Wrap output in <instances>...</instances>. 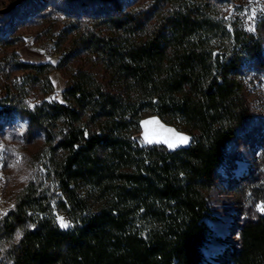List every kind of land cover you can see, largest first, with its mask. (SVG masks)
<instances>
[{"label": "trees", "instance_id": "1", "mask_svg": "<svg viewBox=\"0 0 264 264\" xmlns=\"http://www.w3.org/2000/svg\"><path fill=\"white\" fill-rule=\"evenodd\" d=\"M221 1L149 0L124 9V0H67V17L79 13L75 3L105 9L73 27V49L61 56L83 54L99 72L79 69L63 100L26 113L29 132L41 131L61 152L48 168L61 194L53 202L35 181L23 188L0 221L8 235L20 232L8 246L11 264L202 263L208 193L226 146L253 115L244 62L258 58L263 43L264 20L256 33L229 25ZM23 64L46 74L60 67ZM0 101L12 103L8 90ZM151 114L190 142L141 144L135 136ZM55 210L69 227H60ZM225 251L219 264H264V213L243 222Z\"/></svg>", "mask_w": 264, "mask_h": 264}, {"label": "rangeland", "instance_id": "2", "mask_svg": "<svg viewBox=\"0 0 264 264\" xmlns=\"http://www.w3.org/2000/svg\"><path fill=\"white\" fill-rule=\"evenodd\" d=\"M149 0H124V9L144 5ZM11 0H0V8ZM75 15L65 14L67 0H24L11 11L0 15V95L10 92L12 103L0 101V221L14 207L23 188L30 182L39 184L53 202L60 197L54 175L49 173L51 160L60 156L45 135L28 130L29 109L43 100H63V90L73 74L81 68H98L83 54L66 55L73 49V27L94 21L104 7L98 2L75 3ZM219 14L229 25L256 33L264 20V0H223ZM68 10V9H67ZM254 13V16H253ZM262 52L258 58H246L243 78L253 115L225 149L219 176L208 193L210 213L206 222L210 235L203 245L201 264H219L226 258V247L238 239V228L246 220L264 213V24L261 23ZM74 32V31H72ZM258 59H261L259 61ZM51 61L59 64L48 74L25 63ZM141 135L147 143L160 142L169 147L180 136L191 135L161 120L157 115L141 119ZM167 141V143H166ZM187 143V144H188ZM175 146V147H177ZM169 147V148H175ZM49 165V167H48ZM56 220L65 213L55 210ZM60 225V224H59ZM0 222V264H11L8 246L20 235H8Z\"/></svg>", "mask_w": 264, "mask_h": 264}, {"label": "snow or ice", "instance_id": "3", "mask_svg": "<svg viewBox=\"0 0 264 264\" xmlns=\"http://www.w3.org/2000/svg\"><path fill=\"white\" fill-rule=\"evenodd\" d=\"M253 16H254V13H253ZM188 141H189V138L188 137H186V136H180L178 138L177 143H179V144H187ZM166 143H167V141H166ZM175 146H177V144L169 143V147H175ZM58 220H59L60 227H62V228L69 227V224L65 222L64 218L58 217ZM17 238L19 239V234L17 235Z\"/></svg>", "mask_w": 264, "mask_h": 264}, {"label": "water", "instance_id": "4", "mask_svg": "<svg viewBox=\"0 0 264 264\" xmlns=\"http://www.w3.org/2000/svg\"><path fill=\"white\" fill-rule=\"evenodd\" d=\"M19 1H20V0H14V1H12L9 5L0 8V13H2V12H6V11L10 10V9L13 8V7H14ZM67 84H70V81H68ZM135 138H136L137 140H139V142H140L141 144H144V143H145V140L142 138V135H141V134H137V135L135 136Z\"/></svg>", "mask_w": 264, "mask_h": 264}]
</instances>
